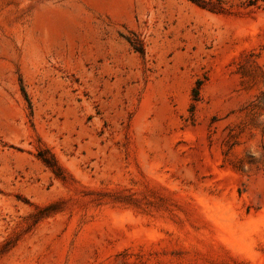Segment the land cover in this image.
I'll list each match as a JSON object with an SVG mask.
<instances>
[{
    "label": "rangeland",
    "instance_id": "obj_1",
    "mask_svg": "<svg viewBox=\"0 0 264 264\" xmlns=\"http://www.w3.org/2000/svg\"><path fill=\"white\" fill-rule=\"evenodd\" d=\"M0 264H264V0H0Z\"/></svg>",
    "mask_w": 264,
    "mask_h": 264
},
{
    "label": "trees",
    "instance_id": "obj_2",
    "mask_svg": "<svg viewBox=\"0 0 264 264\" xmlns=\"http://www.w3.org/2000/svg\"><path fill=\"white\" fill-rule=\"evenodd\" d=\"M140 53H142V51L139 49L138 50ZM199 97V86H197L194 90H193V100L197 101ZM38 157L41 158V160L45 163L46 166H48L49 168H53L54 166V161L51 159H45L43 157V155L41 153H38Z\"/></svg>",
    "mask_w": 264,
    "mask_h": 264
}]
</instances>
